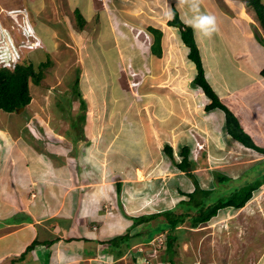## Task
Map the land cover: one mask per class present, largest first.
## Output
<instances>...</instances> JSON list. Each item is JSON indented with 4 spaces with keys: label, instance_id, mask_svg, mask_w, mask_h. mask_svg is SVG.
Masks as SVG:
<instances>
[{
    "label": "rangeland",
    "instance_id": "obj_1",
    "mask_svg": "<svg viewBox=\"0 0 264 264\" xmlns=\"http://www.w3.org/2000/svg\"><path fill=\"white\" fill-rule=\"evenodd\" d=\"M73 2L71 6L67 0H43L35 10L28 8L26 0H0V61L17 56L28 63L34 52L49 58L41 68L39 84L29 82L30 103L18 112L0 110V249L5 242L2 234L14 230L4 216L28 213L30 202H43L49 194L37 183L35 170L47 174L45 183L49 182L52 193L57 189L70 201L86 189L120 182L116 208L122 206L133 216L175 208L187 198L177 189L191 191L193 179L173 161L179 160L183 145L189 146L200 188L217 186L215 171L229 175L232 184L264 171V154H247L237 142L225 138L220 124L204 112L208 98L192 82L195 67L187 57L188 49L178 29L167 24L172 5L183 21L195 22L201 29L207 17H214L218 33L210 34L211 44L221 70L232 77L240 70L237 66L255 69L264 64L260 51L264 33L245 0ZM75 4L86 20L82 29L75 20ZM149 25L162 31L159 57L149 49ZM224 49L238 62L226 61ZM76 75L79 91L72 94ZM244 76L240 71L233 81L241 83ZM261 84L250 86L255 95L249 98L264 103ZM238 92L220 99L241 111L247 102ZM79 100L84 102L80 108ZM263 108L257 110L258 138L253 136L260 147H264ZM81 113L85 119L78 129L70 123ZM74 138L78 139L74 142ZM165 144L171 146L172 158ZM254 162L260 163L249 167ZM222 192L215 190L211 196ZM123 200L125 205H120ZM104 202L105 210L112 211ZM183 206L176 209L182 212ZM65 208L66 203L57 211ZM162 221L160 215L133 228L145 238ZM172 233L177 236L172 244L177 264L190 258L197 264H264V184L241 208H222L205 225L189 229L185 222ZM152 234L148 243L126 240L128 264L166 257V229Z\"/></svg>",
    "mask_w": 264,
    "mask_h": 264
},
{
    "label": "crops",
    "instance_id": "obj_2",
    "mask_svg": "<svg viewBox=\"0 0 264 264\" xmlns=\"http://www.w3.org/2000/svg\"><path fill=\"white\" fill-rule=\"evenodd\" d=\"M26 1L28 8L31 7L37 10L40 8L39 6L42 4L43 0ZM79 1L86 2L88 0ZM67 2L73 6V0H67ZM78 5L79 4H75L74 9L79 7ZM239 13L241 12L239 11ZM238 17L237 20L240 26L241 15L239 14ZM187 22L192 25L194 30L195 40L201 53L206 80L218 94L219 98L225 99L228 94L230 98V95H233L236 91H239V97L245 96V102H247V104L244 105L247 109L244 107L241 111L237 108V110L232 108L227 101L224 102L222 99L221 100L233 111L243 130L250 135L256 144L253 138H258L257 132L259 131L260 124V114L257 110L259 111L264 103L258 99L249 98V95L253 96L254 94L250 92V90L254 89V87L250 88V86L254 84L260 85V83H262L261 88H264V76L259 73L264 64L256 66L255 69L241 65L242 69L237 66L240 70L236 69V73L239 74L240 71L245 72V76L241 83L234 82L233 78L236 73L232 77L226 75L221 70L219 63H217L220 62V60L218 53L214 52L211 44L212 39L210 38V34H212V37L217 36V29L213 27L209 32L205 27L203 29L198 28V25L195 22ZM239 26H236L237 30ZM243 27H245L244 24ZM240 35V37H243L242 34ZM186 48L188 49V47ZM260 48L262 47L260 46ZM262 49L260 51L262 58H264V51ZM116 54L117 53H115V55ZM223 54L225 55L226 61H230L231 63L238 62L234 60L235 56H233L232 53H229L226 49H224ZM116 57L118 58V55H116ZM29 58L30 63L34 67H38L40 62L46 59L45 56L43 58L37 56L35 52L30 55ZM237 106L238 104L234 105V107ZM218 111L220 114L217 113ZM204 112L210 114V118L213 122L220 124L222 130V132H220L223 133L224 136L226 135L225 138H229L230 136L226 134L223 127L224 116L222 110L210 109L207 111L205 110ZM238 113H240V116ZM76 140H74V142ZM46 168L48 169V167ZM52 169L54 170L55 168L52 167ZM42 171L44 172V170ZM35 175L37 176V183L42 185V189L45 190V193L46 191H49V194H46L47 197L43 202H30L28 205L30 206L28 213H20L17 216H4L6 218L4 220L5 223L14 227V230L8 233H3L1 236L5 242H3V248L0 249V264H10V258L12 256L18 257L21 253H23V257L17 259L13 264H128L124 259L129 255L128 249L130 243H126V240H124L120 244L115 245L109 240L116 235H121L126 232L130 241L132 238H139L140 241L144 240V238L141 237V233L135 235L140 229L138 230V228L135 229L131 227L132 220L130 219V216H133V214L123 212L127 210H125V208L122 210V206L120 209H117L118 207L116 208L119 202L116 193V184H114V186L111 184V187L109 188L97 186L96 188L89 190L86 189V192L81 193L80 195L78 194L75 199L72 197V200L70 201V197L66 194L63 195L61 192L56 193L57 189H54V193L51 192L53 189H51L49 182L45 183V180L47 179L46 173L35 170ZM104 201L109 202L112 211L108 212L105 210L104 207H106L107 204L103 205L105 203ZM121 202L120 205H125L126 200ZM64 203H66L67 209L65 208L57 211L58 208L64 206ZM52 208H55V210L53 211ZM16 218H21V221L17 222V220H15ZM148 236L149 235L147 234L146 237ZM33 240H37L38 244H35L29 251H26V246ZM141 255L143 256V254ZM179 260L180 262H178L180 264L198 263L197 261L194 262L192 258L185 261L183 259ZM150 262L152 264L168 263L167 257L158 259L154 262L152 259Z\"/></svg>",
    "mask_w": 264,
    "mask_h": 264
},
{
    "label": "trees",
    "instance_id": "obj_3",
    "mask_svg": "<svg viewBox=\"0 0 264 264\" xmlns=\"http://www.w3.org/2000/svg\"><path fill=\"white\" fill-rule=\"evenodd\" d=\"M245 4L253 10L255 17L264 33V1L245 0ZM73 12L78 27L82 29L86 21L85 18L79 9L75 8ZM171 13V18L167 20V24L178 29L181 41L186 47H188L187 57L194 64L196 70L192 82L196 86H199L204 95L208 98V102L203 107L204 110H222L224 116L223 127L226 134L232 139L241 142L243 145L264 154V147H260L254 143L250 135L241 127L240 122L233 111L222 102L218 94L206 80L202 65L201 53L195 40L192 25L182 20L178 10L173 5L171 6ZM147 30L151 34L152 39L149 46L150 52L159 57L161 56L162 31L161 29L151 25L147 26ZM261 43L264 47V37H261ZM48 61L49 58L42 60L37 68H35L30 62H21L19 59L13 64V67L11 68L7 66H0V110L5 112H18L17 110L19 107H23L24 109L25 106L30 103L32 97L30 93L29 82L32 81L34 84H39L42 78L41 68L46 67ZM259 73L260 75L264 76V66L260 69ZM77 86L78 77L76 76L72 84V94H75L74 92L77 93L79 91ZM69 100L70 99H68V102ZM83 103V100H79V108L81 105H83ZM84 119L85 115L81 113L77 117V121L73 119L70 124L79 129V122H83ZM76 139L77 138H75V140ZM164 149L166 150V153H168L169 157L172 158L171 146L165 144ZM173 161L175 162L177 169L184 172L193 179L194 186L191 191L186 192L180 190V188H178L179 190L177 189L179 193L187 196V198L179 200L175 208L172 207L161 209L159 211L145 215L130 216V219L132 220L131 227H136L140 223L148 222L149 220L157 218L160 215L163 216V221L160 223L161 226H158L154 230L150 231L151 233L148 234L149 236L145 237L143 241H149L153 235L152 233H155L160 229H166L165 242L168 264H177L172 258V244L176 241L177 236L172 232L177 229L178 226L187 222L189 228H197L199 225L203 226L208 223L210 218L216 215L222 208H241L251 198L253 192L264 184V171L259 173L256 177L250 178L244 183L239 184H232L231 177L226 173L215 171V177L218 180L217 186L211 188L213 190L200 188L194 176L195 174L192 172V169L195 168V162L189 158L188 145H183L180 148L179 160ZM260 162H254L249 167H253ZM262 162L264 161L262 160ZM223 183L226 184V187H222ZM227 184H229V187ZM119 188L120 182H117V193L119 192ZM215 190H222L223 192L221 194L211 196V193ZM180 204H184L182 212H179V210L176 209V207H179ZM15 220L20 222L21 218H16ZM139 234L140 232L138 231L135 235ZM127 239L128 234L126 232L124 234L112 237L109 241L112 244L118 245ZM35 244H38L37 240H33L30 244H28L26 246V251H29ZM22 257L23 253H21L18 257L12 256L9 260L10 264H13L17 259H21Z\"/></svg>",
    "mask_w": 264,
    "mask_h": 264
},
{
    "label": "built area",
    "instance_id": "obj_4",
    "mask_svg": "<svg viewBox=\"0 0 264 264\" xmlns=\"http://www.w3.org/2000/svg\"><path fill=\"white\" fill-rule=\"evenodd\" d=\"M16 53H17V50L15 51ZM15 53V54H16ZM0 57H2V54H0ZM13 59V58H12ZM13 61H11V60H8V61H0V65H5V66H7V67H9V68H11V67H13ZM240 146H241V148L243 149V150H246V151H249V152H247V154H250L252 157H253V155H259L260 153H258L257 151H255V150H253L252 148H249V147H246V146H244V145H242V144H239ZM262 155V154H261ZM164 241H165V238H164ZM149 259V258H148ZM145 261H148V263L147 264H151V262H150V260H147V258H145ZM137 264H139V263H137Z\"/></svg>",
    "mask_w": 264,
    "mask_h": 264
},
{
    "label": "clouds",
    "instance_id": "obj_5",
    "mask_svg": "<svg viewBox=\"0 0 264 264\" xmlns=\"http://www.w3.org/2000/svg\"><path fill=\"white\" fill-rule=\"evenodd\" d=\"M207 21H208V23L206 24V25H203L202 27H205V28H207L208 29V31L210 32L211 31V29L214 27V24H215V19H214V17H211V16H209V17H207ZM26 29H28L27 28V26H26ZM8 60H10V58H8L7 60L6 59H4V60H2V61H8ZM11 61H13V63H15L16 61H17V56H16V59L15 58H13ZM0 66H5V65H0ZM231 138V137H230ZM232 139V138H231ZM233 141H235V142H237L238 144H242L241 142H239V141H237V140H234V139H232ZM243 145V144H242ZM245 146V145H244ZM246 147H248V146H246ZM250 148V147H249ZM258 152V151H257ZM258 153H260V152H258ZM260 154H263V153H260ZM166 236V235H165ZM147 243H148V241H146ZM150 257V256H149ZM151 261V260H150ZM152 264V263H151Z\"/></svg>",
    "mask_w": 264,
    "mask_h": 264
},
{
    "label": "bare ground",
    "instance_id": "obj_6",
    "mask_svg": "<svg viewBox=\"0 0 264 264\" xmlns=\"http://www.w3.org/2000/svg\"><path fill=\"white\" fill-rule=\"evenodd\" d=\"M14 15V14H13ZM30 30H32V29H30ZM148 40H149V38H148ZM141 48V47H140ZM155 67V66H154ZM157 71V70H156ZM77 76V75H76ZM30 78V77H29ZM146 82V81H145ZM160 87V86H159ZM207 87V86H206ZM205 87V88H206ZM211 91V90H210ZM118 136V135H117ZM220 178V177H219ZM234 186V185H233ZM2 188V187H1ZM179 190V189H178ZM207 191H209V190H207ZM6 192V191H5ZM193 196V195H192ZM81 199V198H80ZM82 206V205H81ZM182 207V206H181ZM213 208V207H212ZM197 209V208H196ZM211 210V209H210ZM200 217V216H199ZM194 218V217H193ZM204 223V222H203ZM1 224V223H0ZM186 232V231H185ZM103 235V234H102ZM47 251V250H46ZM16 257V256H15Z\"/></svg>",
    "mask_w": 264,
    "mask_h": 264
},
{
    "label": "water",
    "instance_id": "obj_7",
    "mask_svg": "<svg viewBox=\"0 0 264 264\" xmlns=\"http://www.w3.org/2000/svg\"><path fill=\"white\" fill-rule=\"evenodd\" d=\"M22 109H23V107H19L17 111H20V110H22Z\"/></svg>",
    "mask_w": 264,
    "mask_h": 264
}]
</instances>
